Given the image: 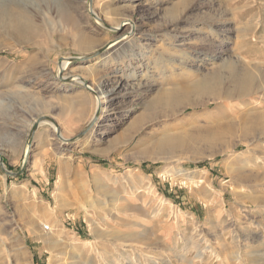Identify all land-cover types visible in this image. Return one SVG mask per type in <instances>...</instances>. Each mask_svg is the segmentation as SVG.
Wrapping results in <instances>:
<instances>
[{"label": "rangeland", "instance_id": "obj_1", "mask_svg": "<svg viewBox=\"0 0 264 264\" xmlns=\"http://www.w3.org/2000/svg\"><path fill=\"white\" fill-rule=\"evenodd\" d=\"M8 1L28 5L36 24L26 44L6 38L0 23V257L10 264H264V134L242 132L264 119V0ZM175 24L180 32H172ZM82 33L92 40L83 47ZM129 35L133 47L113 60L127 39L110 47L113 40ZM64 57L65 72L91 88L106 74L121 78L96 127L93 92L60 78ZM180 57L190 64L184 68ZM238 58L263 80L256 92L142 118L165 105L157 101L166 93L160 77L180 73L173 90L193 102L194 81ZM133 70L138 77L129 76ZM139 82L155 83L142 92L133 88ZM50 117L70 140L50 137L40 123ZM224 128L231 133L213 146L198 139L173 158L150 151L167 133ZM171 207L176 214H165Z\"/></svg>", "mask_w": 264, "mask_h": 264}, {"label": "bare ground", "instance_id": "obj_2", "mask_svg": "<svg viewBox=\"0 0 264 264\" xmlns=\"http://www.w3.org/2000/svg\"><path fill=\"white\" fill-rule=\"evenodd\" d=\"M27 6H26V4H21L19 2L0 0V23L3 26V28L5 29L6 38H7V34H10L11 36L17 37V41L20 43L28 44L31 41L32 32H31L30 27H33L36 24V21H34L33 14H31L33 10H30L29 6L28 7ZM94 13H96V12L93 10V14ZM97 17L100 18L99 16H97ZM26 27H29V28H26ZM118 27L119 26H114L113 28L117 29ZM134 27H135L134 29L137 28L136 26H134ZM173 31L174 32H180L179 28H177V25L174 28H172V32ZM181 31L183 32V30H181ZM131 34L134 35V31ZM88 38L89 37H87L83 33L79 34L78 43L80 44V46L83 47L84 45H87L92 41L91 38L90 39H88ZM131 38H132L131 35H129L128 37H123V39H122V36L121 37L117 36L113 40L110 47H114L116 44H118L120 42L119 41L120 39H121V42H122V40L127 39V41L119 43L117 46H115L113 48V50H112V53H113L112 59L113 60H118L121 57V55H119V53H118L119 51H125L128 47H130V48L133 47L132 42H131L132 41ZM130 42H131V44H130ZM179 42H180V44H176L177 47H182L186 44L184 39L179 40ZM134 46H136V45H134ZM86 55H88V54H86ZM131 56H132V58L135 59L137 57H140L141 53L135 52ZM86 57L87 56H81L80 58L86 59ZM108 58H110L109 55H105L103 57L102 56L98 57L97 62H100V61L105 60V59L108 60ZM172 61H174V59H172ZM199 61H203V60L199 59ZM176 62H178L179 64H181L185 68L190 64V59H188L186 57H180L176 60ZM240 63H241V60L239 58L236 59L235 61H227L225 64H223L219 68H217L211 72L206 73L201 78L194 81L193 87L196 91L197 97L195 98V100L193 102H186L187 99L185 98L184 94H177L173 90V89H175V88H173L174 86H176L177 84L179 85L180 80H178L177 78L179 76H181L180 73L170 72V73L165 74L164 76L160 77L161 81L160 82L158 81V83L160 85H162V88H164V91L166 93H164L165 95L161 94L159 96V98L157 99V101H159V102L164 100L165 105L161 106L160 109L149 110L147 112V114H145L142 118L152 117V116L156 115L158 112L181 111L189 105L196 106L200 103H203L206 101V99H208V100L211 99V100L215 101L218 99H224L225 97H234V98H240L241 97L242 98V96L251 95L252 93L256 92L257 90H259L261 88L263 80H261L260 82L257 80V77L255 76V74H256L255 70L253 68L248 67L250 63L245 64V65L240 64ZM69 64H70V57H64L62 59V61H60V64H59L60 65L59 66L60 78L61 79H66V78L69 79V77H71V79L73 81H79L80 83H84L85 87H87L88 89H90L93 92L94 97L96 99V104H97L98 113H99V116H94L95 118L93 119L94 120L93 127H96L99 119H101L103 112L106 109V105L111 101V95L113 93H115V90L119 87L120 84H122V81H120L121 78H119V80H117V79L115 80L114 78H111L108 76L110 74H106L103 76V79L101 77L102 80L97 82L98 84L94 88L93 87L91 88V86H89L86 83V79L83 76H81L80 74L75 75V74H69V73L65 72L68 69ZM239 65L240 66L243 65L242 68H240ZM252 67L257 68L258 66L252 64ZM261 75H263V79H264V73L261 72ZM106 76H108L107 77L108 79L106 78ZM129 76L132 78L138 77L135 70H133V72ZM110 82H113V84L115 83V85H113L111 91L108 89L107 90L105 89V85L111 84ZM154 83L155 82L149 83V85H148L149 88L144 89L142 86L145 87V85H144L145 83L142 84L141 82H139L138 85L137 86L134 85L133 88L136 90L142 91V92H148V90H150V87L153 86ZM262 87H264V85H262ZM79 107L82 110H85L87 107V102H81ZM39 120H37V122ZM40 123H43V124L48 123V125L50 126V128L52 130L50 137L57 139V143L59 141H62V140H70V138L66 137L65 130L62 126L63 123L62 124L59 123L58 120H55L54 118L50 117L47 119H43ZM224 129L225 130H219L218 134L215 131H213V132L205 134V135L199 134L198 136L197 135H195V136L194 135H188L186 133L185 134L184 133L183 134H173V135L167 133V134L163 135L157 141V143L154 144V148H151L150 151L153 152L154 149H159L160 153L167 154L168 158H173L174 156L177 155V152L186 151L187 149H190L189 147H191V145L194 146L193 145L194 142L198 139H202V140L206 141L210 146H213V144H215L218 141H223L226 138L225 135L231 133V130H232V129L231 130L229 129V131H227L226 128H224ZM92 131H94V128ZM242 132H243V138H248L252 134H254V136L258 138V136H261L264 134V119H257L255 121H252L250 123L243 125L242 126ZM50 143L52 144V142H50ZM53 144H55V143H53ZM188 179L192 184L195 185V183H196L195 178L190 177ZM200 181L202 182V179H198V182H200ZM185 183H187V182H185ZM157 195L158 194L155 193L154 196H152L151 198L156 199ZM152 199L150 201H148L147 203H145L146 208H147V205H149V203H151V202L154 203V200H152ZM155 205H157V204H155ZM155 210L158 214L162 213V209L160 207L156 208ZM149 211L151 212V210H149ZM165 214L175 215L176 212L171 207L170 209H168V211ZM176 216H177L178 220H180V221H184L188 217L186 213H177ZM150 217H151V213L146 215L145 218L149 219ZM3 232H4V230L1 229L0 234H3ZM1 239L2 238H0V241L3 240V239L2 240ZM54 251L55 250H51V252H53V253H54ZM54 255L55 254H53V256ZM0 258L7 259L5 261H7V263L10 264L9 263L10 261L7 258V256L3 255ZM146 264H148L147 261H146Z\"/></svg>", "mask_w": 264, "mask_h": 264}, {"label": "water", "instance_id": "obj_3", "mask_svg": "<svg viewBox=\"0 0 264 264\" xmlns=\"http://www.w3.org/2000/svg\"><path fill=\"white\" fill-rule=\"evenodd\" d=\"M74 59H78V58H74ZM79 59H81V58H79ZM7 173H9V174H12V172H10V171H7V170H5ZM14 174V173H13ZM15 174H17V173H15Z\"/></svg>", "mask_w": 264, "mask_h": 264}]
</instances>
